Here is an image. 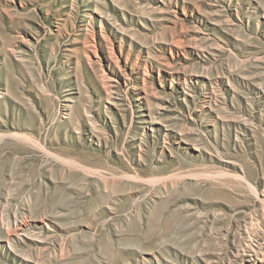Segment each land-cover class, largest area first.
Masks as SVG:
<instances>
[{"label":"rangeland","instance_id":"obj_1","mask_svg":"<svg viewBox=\"0 0 264 264\" xmlns=\"http://www.w3.org/2000/svg\"><path fill=\"white\" fill-rule=\"evenodd\" d=\"M246 235L264 0H0V264H241Z\"/></svg>","mask_w":264,"mask_h":264},{"label":"bare ground","instance_id":"obj_2","mask_svg":"<svg viewBox=\"0 0 264 264\" xmlns=\"http://www.w3.org/2000/svg\"><path fill=\"white\" fill-rule=\"evenodd\" d=\"M24 227H25V225L23 224V222H21V221L20 222H16V224L12 227L13 228V231H12L13 234L15 236H20L23 233H26V235H28L27 232L25 231V228ZM243 236H242V241L243 242L242 243H239V246L241 244L240 251L237 252V254L234 252L236 254L235 257H234V258H236V261L237 262L239 261L241 264H246L247 262H249L251 260L255 264H257L258 262H264L263 261V259H264V253L263 254H259L258 251L255 249V247L252 245L253 244L252 241H251L252 240L251 239L252 237L250 238V235L248 237L246 235V239H245V237H243ZM255 246H257V245H255Z\"/></svg>","mask_w":264,"mask_h":264}]
</instances>
